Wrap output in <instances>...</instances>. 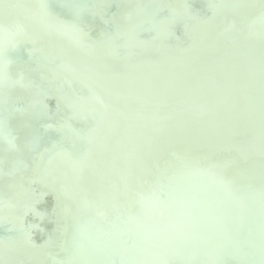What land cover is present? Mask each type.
Returning a JSON list of instances; mask_svg holds the SVG:
<instances>
[{
  "label": "bare ground",
  "instance_id": "1",
  "mask_svg": "<svg viewBox=\"0 0 264 264\" xmlns=\"http://www.w3.org/2000/svg\"><path fill=\"white\" fill-rule=\"evenodd\" d=\"M212 1V8H207L205 12L198 0H81L86 5L83 8L88 11L87 15L82 16L76 10L69 11L62 7L71 0H49L52 11L62 19L81 21L79 27L88 34L84 44L71 35L47 32L39 26L28 25L35 36V43L32 53L23 60L32 61V57H35L38 66L45 64L39 53L43 49L49 50L54 59V54L63 55L76 67L83 63L90 66L92 59L89 55H97L103 59L105 68L109 69V77L113 75L112 79H116L114 71L120 61L117 64L114 55L119 48L123 53L130 54L129 59L133 56L146 58L137 62L128 61L136 72L124 74L125 83L121 87L118 88L111 81L112 86L108 91L97 89L107 105V118L104 126L91 136L94 146L86 159L72 157L66 151L53 152L50 155L51 165L40 168L42 176L48 182L55 180L56 184L73 178L68 167L80 169V172L84 169L87 176L94 177L84 198L73 199L70 194L63 204L73 208L68 212L73 230V217L78 210L97 215L103 223L112 221L109 219L111 211L100 206L102 195L109 191L115 195L114 200L123 204L124 216L131 222L129 225H138L129 210L141 203L132 194L140 192V189L145 191L146 173L154 172L168 163L178 164L186 158L189 161L180 190L169 195L166 189L162 197L164 203L148 207L151 210L148 221L153 223L156 231L166 229L167 219L172 223L182 218L194 200L211 194L212 187L221 185L224 189L218 178L209 181L214 176L209 165L215 163L228 168L236 157L242 165L253 164L255 174L259 175L261 163L264 162V76L261 73L264 41L258 31L249 34L246 39L237 36L242 24L252 19V16L232 7L240 0ZM2 2L23 3L25 0ZM243 2L255 4L257 8L259 6V0ZM186 3H191L195 14L193 17L186 16ZM146 8L151 13L144 17ZM101 14H104L102 20L98 17ZM109 27L116 29L114 34L108 33ZM146 29L152 32L153 37L146 32L138 33ZM222 31L227 32V37H221ZM102 40L108 47L101 49V52L96 50L103 55L100 56L91 49H94L92 42ZM168 41L173 44V49L166 44ZM182 42L184 45L189 43L188 47L177 51ZM21 48L28 49L24 46ZM156 52L159 57L155 55ZM224 65L228 69L225 72ZM51 67L54 72L50 69L53 74L50 84L59 98L73 89L85 88L84 82L67 75L61 65ZM12 102L14 107L25 105V102L20 103L15 99ZM64 109L67 113L65 105ZM80 119L84 120L82 117ZM6 121L9 123L7 115L0 113V122ZM9 134L6 130L3 133L4 136ZM6 151L5 146L1 147L0 155L3 156ZM170 155L175 157L174 162L168 159ZM111 168L114 169L113 173L108 172ZM224 179L227 181L231 177L225 176ZM20 186L25 187L26 183L22 182ZM136 186L140 188L138 191ZM254 196L259 205L258 190ZM12 205L15 207L16 202H12ZM41 208L47 209V216L49 203H42ZM38 216L43 217L39 212ZM121 219L114 223L126 231ZM237 219L242 218L237 215L235 221ZM36 223L44 230L48 221L45 218ZM256 223L261 227L260 218L256 219ZM219 229L224 231L222 226ZM175 231L176 228L169 227L167 233ZM14 233L11 234L12 238L15 237ZM194 233L196 237L199 235L198 230ZM71 234L70 231L67 239ZM235 236L226 231L224 238L233 240ZM44 237L52 241V230L49 233L46 230ZM248 239L250 244L241 243L230 250L233 257L250 254L248 259H251L257 251L264 249L261 232L251 233ZM203 244V248L219 245L218 242ZM13 250L11 246L6 249L0 247V264L25 259L21 255L15 258L9 255ZM55 255L58 256L55 257L58 263L67 260L69 253ZM44 256L36 252L26 258H30L33 264H43ZM201 258L200 254L194 257L197 260Z\"/></svg>",
  "mask_w": 264,
  "mask_h": 264
},
{
  "label": "water",
  "instance_id": "2",
  "mask_svg": "<svg viewBox=\"0 0 264 264\" xmlns=\"http://www.w3.org/2000/svg\"><path fill=\"white\" fill-rule=\"evenodd\" d=\"M198 1L204 6L205 12L207 8H212V0ZM190 4H185V8L188 9L186 10V16L193 17L195 14ZM66 8L69 11L75 10L70 7ZM75 12L82 16L88 14V11L84 8H80ZM149 13L151 11L146 8L143 16L147 17ZM98 17L102 20L104 19V14ZM74 22L81 25L80 20H75ZM115 30V28L109 27L108 33L114 34ZM144 32L148 33L149 37H153L150 34L152 32L148 29L141 30L138 33L142 34ZM97 42H92L94 49H91V51H94L96 54H101L97 51L101 49L105 50L108 46L103 40ZM169 42H166V44L173 49V44ZM27 44L29 45L24 44L22 46L28 49L21 48V50L11 53L10 58L12 63L7 68V78L0 82V113L6 114L9 120V123L7 121L0 122V127H3L10 133V136L0 134V148L5 146L7 149L3 156L0 155V203L2 204L0 206V247L6 249L11 246L14 250L13 252H9V255H13V258L18 255L25 257V259L21 261L16 260L11 264H33L30 262V258L26 257H32L36 252L45 255L43 264H58L59 262H56L57 258L55 260V257L58 256L55 254L59 253V255L63 254L64 256V253H67L64 250V243L67 240L68 233L74 231L70 227L71 220L68 217V212L73 208L64 206L63 204L70 194L73 199L84 198L87 195V189L93 182L94 177L92 175L87 176L84 169L80 172V169L76 170L75 167H68V171L73 175V178L64 183L59 182L56 184L55 180L48 182L40 173L41 167L51 165V153L60 151L71 153L72 146L70 143H64L59 147L54 146V142L60 139L58 128L62 123V117L65 116L66 111L60 98L53 93L54 90L50 84L53 82L51 70L54 72L51 65L54 68H58L61 62L56 61L47 49L39 52L41 53L40 58L45 64L38 66L35 63V57H32V61L23 60L27 54L30 55L32 53L31 50L34 47V44L31 42ZM188 44L184 45V42H182L176 50H183L188 47ZM115 53L116 55L113 52L111 54L117 58L115 60L117 61L116 63L118 64L120 61L118 68L115 67L114 71L116 79H112L113 75L111 78L109 77V69L105 68L104 63H102L103 59H99L97 55H89L92 59L89 67L95 72L108 77L110 81L114 82L113 85L119 88L125 83V79L123 78L124 74L130 71L132 72L129 74L136 72L135 69L129 66L130 63L128 61L137 62V60H146V58H134L132 55V59H129L130 54L123 53L120 48ZM155 55L159 57L157 52ZM100 56L103 55L101 54ZM101 67H103V70ZM223 70L224 72L228 70L225 65L223 66ZM140 78L143 79V77ZM82 89L84 87H80L79 90ZM13 99L20 103L25 102V105L14 107ZM4 110L5 112H3ZM73 123L78 128L86 127L85 121L82 119L75 120ZM103 124L101 126H104ZM93 146L94 144L90 139V149ZM71 156L86 159V156L82 153ZM168 159L172 162L175 161V157L171 155L168 156ZM108 172L113 173L114 169L111 168ZM213 178L217 179L218 177L211 176L209 181ZM22 182L26 183L25 187L20 186ZM138 189L140 188L136 186L137 191ZM212 190L210 192L211 194L206 195L205 198L194 200L188 206V210H185L182 218L176 219L172 223H169L170 220L167 219L165 221L166 229L163 231L153 229V223L148 221L151 210L143 207L141 204L129 210V214L134 216L138 221V225L130 226L129 224L131 222L123 213V204L118 200H114L115 195L111 191L102 195L100 206L104 210L108 209L111 211L109 219L113 222L115 220L119 221L116 219V209L120 210L122 213L120 217L122 218L121 221L126 227L124 239L128 241L129 245L135 243L140 248L149 247L150 242L154 239L158 240L161 237L168 238L175 235L178 231L189 229L193 232L198 230L199 235L196 239L202 248L204 242H218L221 244L226 241L229 250H234L236 248L235 246L241 243L250 244L248 238L251 233L258 234L261 232V227L256 223V219L260 218L259 205L257 204L258 208L256 207L254 223H249L247 219H237L233 226L226 230L228 233L236 235L234 239L232 240L226 237L222 241L221 238L218 239L217 234L212 230L213 225L218 229L220 226L224 227L216 221V218L220 215L217 206L220 200L230 199L235 194L225 191L221 185L212 187ZM12 202H16L15 207L12 205ZM44 202L49 203L50 211L47 216V209L42 210L41 208V204ZM38 212L43 217L38 216ZM45 218H47L48 224L42 230V227H39L36 221ZM123 218L126 219V222ZM106 225L109 226L111 224L101 222L102 227H108ZM22 227L24 231H21ZM169 227L176 228V231L171 234L167 233ZM132 229H136L137 231L135 232ZM14 230H17V232L14 233ZM46 230L48 233L52 230V241L45 240L47 238L44 237ZM25 232L28 235H25ZM13 233L14 238L11 237ZM18 239L21 241L19 242ZM146 241L149 243H146ZM248 255L244 254L240 256L239 254L236 257L228 255L220 258L231 261L243 260L245 262L259 264L262 251H257L251 259H248ZM96 259L119 261L121 256L119 254L113 256H98Z\"/></svg>",
  "mask_w": 264,
  "mask_h": 264
},
{
  "label": "snow or ice",
  "instance_id": "3",
  "mask_svg": "<svg viewBox=\"0 0 264 264\" xmlns=\"http://www.w3.org/2000/svg\"><path fill=\"white\" fill-rule=\"evenodd\" d=\"M62 7L79 10L86 5L81 0H71V3ZM232 7L252 16L251 20L242 24L237 36L246 39L249 34L258 31L261 40L264 41V0H259L258 8L255 4L244 3L243 0ZM29 24L39 26L47 32L71 35L81 44L88 39V34L77 23L66 21L55 14L49 0H25L23 3H3L0 0V82L7 78V68L12 63L11 53L18 51L24 44L35 43V36L29 31ZM220 35L227 37V32L222 31ZM54 55L55 59L61 62V68L67 75L85 83L84 89H73L60 97L67 113L62 117V123L58 128L60 139L54 142V146L70 143L72 152L68 155L82 153L87 156L91 150L92 134L107 118V105L97 89L108 91L112 82L86 63L76 67L63 55ZM261 73L264 76V64ZM81 117L86 123L85 128L74 126L73 121ZM4 131L5 129L0 127V134ZM188 165L189 161L186 158L178 164L168 163L165 167L146 173L145 191L133 192L132 195L138 197L141 205L146 208L164 203L162 197L166 194V189L171 195L182 187ZM209 168L212 174L218 177L225 191L235 194L230 199L220 200L217 206L220 215L216 221L224 226V231L217 229L215 225L212 226V230L223 241L226 230L233 226L237 215L247 219L249 223H254L257 206L254 193L258 190L261 234L264 239V162L261 163L258 176L255 174L253 164L242 165L236 157L233 158L231 167L225 168L213 163ZM225 176L231 179L225 181ZM116 212V219H120L122 213L119 209H116ZM106 222L112 226L102 227L97 215L91 212L81 213L78 210L73 217L74 231L65 242L64 250L69 253V258L59 264H249L243 260L231 261L220 258L231 255L226 241L213 248H202L195 233L190 229L178 231L168 238L154 239L149 247L140 248L135 243L129 245L124 239L125 231L113 221ZM21 231H24L23 227ZM25 235L28 234L25 232ZM117 254L121 256L119 261L96 259L98 256ZM197 254L202 258L194 259ZM259 264H264V250Z\"/></svg>",
  "mask_w": 264,
  "mask_h": 264
}]
</instances>
